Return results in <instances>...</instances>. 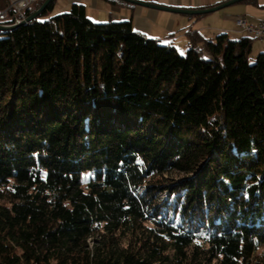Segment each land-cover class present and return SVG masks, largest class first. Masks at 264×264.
Masks as SVG:
<instances>
[{
    "label": "trees",
    "instance_id": "1",
    "mask_svg": "<svg viewBox=\"0 0 264 264\" xmlns=\"http://www.w3.org/2000/svg\"><path fill=\"white\" fill-rule=\"evenodd\" d=\"M53 2L0 30V264H264L254 37L181 55Z\"/></svg>",
    "mask_w": 264,
    "mask_h": 264
},
{
    "label": "crops",
    "instance_id": "2",
    "mask_svg": "<svg viewBox=\"0 0 264 264\" xmlns=\"http://www.w3.org/2000/svg\"><path fill=\"white\" fill-rule=\"evenodd\" d=\"M10 1L0 0V9L6 8ZM39 1L31 4L29 8H33ZM138 1L167 8L204 9L228 0ZM72 4L82 6L85 15L93 22L130 20L135 31L162 43H169L175 48L176 44L181 45L183 50H186L188 46L187 31H197L207 38H214L220 33H225L230 39H239L243 36L253 37L238 28L235 19L244 17L253 24L264 20V0H239L217 10L197 14L162 10L124 0H54L44 20L68 11ZM254 40L261 42L254 46L255 50L264 53V41L257 38L252 41L251 51Z\"/></svg>",
    "mask_w": 264,
    "mask_h": 264
},
{
    "label": "built area",
    "instance_id": "3",
    "mask_svg": "<svg viewBox=\"0 0 264 264\" xmlns=\"http://www.w3.org/2000/svg\"><path fill=\"white\" fill-rule=\"evenodd\" d=\"M37 0H11L8 6L0 9V23L9 24V21H17L25 16V11ZM12 22V23H13ZM235 24L243 32L264 41V20L255 24L249 23L244 17L235 19Z\"/></svg>",
    "mask_w": 264,
    "mask_h": 264
},
{
    "label": "water",
    "instance_id": "4",
    "mask_svg": "<svg viewBox=\"0 0 264 264\" xmlns=\"http://www.w3.org/2000/svg\"><path fill=\"white\" fill-rule=\"evenodd\" d=\"M51 0H44L35 10H33L29 15L24 16L23 18L14 21L13 23H9V24H3L0 23V30H10L12 28H15L21 24H24L28 21H31L32 19H34L35 17H37L48 5V3ZM124 1H128V2H132L135 4H140V5H144L147 7H152V8H157V9H162V10H170V11H175V12H181V13H186V14H197V13H206V12H211L214 10H217L221 7H224L226 5H229L231 3H234L236 1L239 0H228L226 2H223L221 4L212 6L210 8H204V9H176V8H167V7H163V6H158V5H154V4H150V3H146V2H141L138 0H124Z\"/></svg>",
    "mask_w": 264,
    "mask_h": 264
},
{
    "label": "rangeland",
    "instance_id": "5",
    "mask_svg": "<svg viewBox=\"0 0 264 264\" xmlns=\"http://www.w3.org/2000/svg\"><path fill=\"white\" fill-rule=\"evenodd\" d=\"M45 16H46V14H43V15H41L39 17V19L40 20H44V17ZM254 41H255V43L253 44V50L250 52L249 57H248V59H249L250 62H253L256 59V57H257V55L259 53L258 51L255 50V47L254 46H256L257 44H260L261 43L258 40H254ZM176 48L178 49L179 54H181V55L185 54V51L186 50H183L181 45L176 44ZM167 177H170L172 179H176V178L181 177V175L178 174V173H172V174H170Z\"/></svg>",
    "mask_w": 264,
    "mask_h": 264
}]
</instances>
